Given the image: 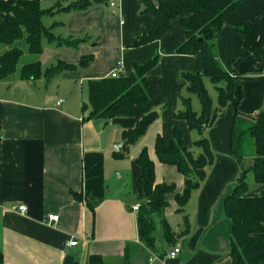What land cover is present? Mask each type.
Here are the masks:
<instances>
[{"label":"crops","instance_id":"0c3cea01","mask_svg":"<svg viewBox=\"0 0 264 264\" xmlns=\"http://www.w3.org/2000/svg\"><path fill=\"white\" fill-rule=\"evenodd\" d=\"M57 1L41 0V6L49 9ZM263 7L264 0H242L235 11L225 14L224 28L217 40L222 65L238 76L244 89L245 99L239 112L252 119L264 109V57L258 60L251 54L234 65L244 54L245 41L236 28L252 21ZM43 23L56 36L88 38L78 49L45 41L40 57L33 60L39 59L44 69L58 61L76 64L86 56H93L94 60L82 70L68 71L50 81L45 77L35 82L20 80L18 76L15 80L10 77L0 81L3 264H91L93 258L101 259L95 260V264H125L128 246H139L140 256H132L131 264H232V225L223 213V203L242 174L240 164L230 153L233 106L228 105L206 131L215 160L206 168V178L193 191L183 212L178 211L175 197L183 193L185 178L175 166L161 163L155 152L158 135L171 144L178 127L184 146L194 155L202 153L194 146L200 135L174 118L175 113L183 110L181 96H189L188 83L181 79V74L200 73L203 68L201 55L176 52L186 38L181 19L173 21V29L161 40L140 48L133 44L153 25L152 16L143 13L140 0H103L81 12L46 16ZM263 30L264 16L248 33V49L258 42ZM156 57L159 62L148 74L149 82L159 91L155 100L145 107H136L132 117L88 118L89 110H83V105L89 101L90 80L110 78L114 72L130 75L135 63ZM215 95L211 96L216 108V90ZM195 97L193 109L201 112L200 103L196 108ZM151 112H158L159 117L143 138L129 148L125 159L114 157V145L124 141L123 133L135 128ZM253 145L249 138V157L243 162L246 167L253 161ZM144 148L155 163L156 184L176 185L175 191L165 196L168 207L164 211L176 243L164 241L162 216H155V251L142 245L138 215L133 210L135 205H142L137 186L142 171L137 159ZM251 187L250 195L264 190V186ZM20 206L27 210L21 212ZM50 215H58L55 225H49ZM185 219L189 229H185ZM182 232L185 234L181 235ZM73 240L77 244L70 246ZM178 243L183 245V252L172 261L167 255Z\"/></svg>","mask_w":264,"mask_h":264},{"label":"trees","instance_id":"16d2710c","mask_svg":"<svg viewBox=\"0 0 264 264\" xmlns=\"http://www.w3.org/2000/svg\"><path fill=\"white\" fill-rule=\"evenodd\" d=\"M66 2L68 4L65 6ZM241 2L242 0H157L155 3L153 0H140L143 13L152 16L153 25L150 32L138 37L133 47L140 48L161 40L173 29V21L181 19L186 38L179 44L176 52L184 56L201 55L203 68L200 73L187 71L181 74V79L188 83L189 96H181L183 110L175 113L174 118L185 122L190 130L201 136L200 141L195 142L194 146L201 149L202 153L197 156L192 150L187 149L184 146L182 131L176 127L171 144H167L163 137L158 135L155 145L156 156L161 163L175 166L185 178L183 193L175 197L178 211L183 212L191 200L193 191L198 190L206 178V168L215 160L210 140L204 135L207 129L215 125L225 108L232 105L234 114L230 153L240 164L242 174L233 185L232 192L225 196L223 203V213L232 225L229 256L232 264H264V190L260 194L250 195L253 188L248 181L251 175L256 186H264V109L253 119L244 117L239 112V106L245 99L243 86L238 76L229 73L222 65L217 50V40L224 28V16L235 11ZM96 3H103V0H58L51 8L44 9L41 0H0V46H9L8 51L0 55V81L8 80L12 76L33 82L45 77L50 81L53 77L68 71H79L87 67L94 60L93 56L82 57L76 64L58 61L45 69L38 59L24 64L18 70L25 52L36 58L40 57L45 41L73 49H78L82 43L87 42V36L81 38L56 36L51 28L44 25L43 19L59 12H81ZM262 16L264 7L252 21L236 28L237 33L245 37V41L244 54L234 61V65L248 59L251 54L258 60L263 59L264 30L258 42L250 49L247 48L248 33ZM159 59L156 57L146 63H135L132 73L127 76L90 80L89 101L83 105V110H89L88 118L112 120L118 117H132L135 115L136 107H145L155 100L159 91L149 82L148 74L156 68ZM205 79L215 87L218 95L216 108ZM193 96L198 98L201 112L193 109ZM158 117V112L146 114L135 128L125 131L123 139L127 143L122 151L114 152V157L125 159L129 148L143 138L149 126ZM249 138L254 143V156L252 163L246 167L243 162L249 157L246 152ZM137 164L142 171L137 181L138 198L142 201L137 212L141 243L152 251L156 250L157 229L154 217L162 216L164 241L174 245L176 237L164 217V211L168 207L165 196L173 193L176 185L156 184L155 163L148 155L147 148L139 155ZM74 197L82 201L80 195L74 193ZM186 228L188 220L185 219ZM184 232L181 235L186 233ZM138 248L139 246L126 248L125 264H131L132 254ZM95 260L101 261L100 258H93L91 264H95ZM0 264H3L1 249Z\"/></svg>","mask_w":264,"mask_h":264},{"label":"rangeland","instance_id":"374dc122","mask_svg":"<svg viewBox=\"0 0 264 264\" xmlns=\"http://www.w3.org/2000/svg\"><path fill=\"white\" fill-rule=\"evenodd\" d=\"M46 7V6H45ZM8 49H9V46L7 47V46H5V45H1L0 46V55H2L3 53H5L6 51H8ZM24 49L26 50V46H24ZM36 57L35 56H33V55H30L28 52H25V54L23 55V58L21 59V61L19 62V65H18V70H20V68L24 65V64H26V63H29V62H31V61H33L34 59H35ZM17 78V76H12V80H15ZM205 81H206V84H207V87H208V89H209V91H210V94L213 96V97H216V95H215V89H214V86H213V84L210 82V81H208L207 79H205ZM196 98V108L198 109V107H199V101H198V99H197V97H195ZM197 135V134H196ZM204 136H206V135H204ZM200 138L199 139H201V136H199ZM203 137V136H202ZM250 152L252 153V150H250ZM254 155V154H253ZM253 155H251V156H253ZM247 161V159L245 160V162ZM248 181L252 184V185H257L254 181H253V178H252V176L251 175H249V177H248ZM133 255V257L134 256H140L139 255V253H138V250L135 252V253H133L132 254Z\"/></svg>","mask_w":264,"mask_h":264},{"label":"built area","instance_id":"2783aa9c","mask_svg":"<svg viewBox=\"0 0 264 264\" xmlns=\"http://www.w3.org/2000/svg\"><path fill=\"white\" fill-rule=\"evenodd\" d=\"M114 4H112L113 6ZM119 74L117 72H114L112 74L111 77H118ZM141 208V205L140 204H137L133 207V210L138 212L139 209ZM19 210L21 212H25L27 210V208L25 206H20L19 207ZM49 225H55L56 222H58V215H50L49 217ZM77 244V241L76 240H73L69 243L70 246H73V245H76ZM183 252V245L181 243H178L176 244V246L168 253L167 257L168 259L172 260V261H176L177 260V257L179 256V254H181Z\"/></svg>","mask_w":264,"mask_h":264},{"label":"water","instance_id":"95a60500","mask_svg":"<svg viewBox=\"0 0 264 264\" xmlns=\"http://www.w3.org/2000/svg\"><path fill=\"white\" fill-rule=\"evenodd\" d=\"M126 143H127V142H125V141H120V142L116 143V144L114 145L115 150H116V151H121V150L124 148V146L126 145Z\"/></svg>","mask_w":264,"mask_h":264}]
</instances>
